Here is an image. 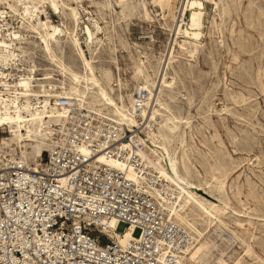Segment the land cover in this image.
Returning <instances> with one entry per match:
<instances>
[{"label":"rangeland","instance_id":"1","mask_svg":"<svg viewBox=\"0 0 264 264\" xmlns=\"http://www.w3.org/2000/svg\"><path fill=\"white\" fill-rule=\"evenodd\" d=\"M62 1L78 10L80 19L71 33L78 39V46L87 59L90 49L86 46L85 30L88 26L95 30L90 20L110 36V41L105 39L104 33L98 37L104 40V46L98 52L95 64L98 71L105 68L111 71L114 89L120 79L123 94L133 93L136 85L133 61H144L143 72L150 74L155 84L161 72L166 74L160 97L171 99V112L191 122L199 150L191 155L192 163L206 180L215 175L223 181L229 206L221 207L223 212L230 214L224 221L252 249V253L243 251L240 241L222 228L232 238L233 250L224 258L226 264H264V0H215L220 6L218 10L212 0H201L204 28L200 40L190 46L191 55L179 48L178 44L182 42L179 38L172 41V54L167 55L179 13L174 9V18H170L171 11L158 0L154 3L152 0H135L146 3L149 19L138 12L123 18L117 0ZM180 1L176 0L174 7L179 8ZM4 7L0 2V11L14 17L15 25L19 23L25 36L27 31L21 20ZM38 15L41 24L47 18L52 35L60 32V43L53 49L56 58L78 71L80 61L66 36V28L70 31L73 27L71 19L57 15L49 7H44V12ZM188 17L189 11H186L182 27L187 24ZM32 35L28 33L27 43L23 46L25 64L37 69L31 76L32 81L36 80L41 91L46 84L62 86L63 76ZM112 48L116 49L115 54L111 52ZM65 82L74 80L67 77ZM39 88H36L37 92ZM7 136L5 130L0 131V144ZM44 149L42 147L41 154L45 153ZM13 156L25 160L19 146L0 145V159ZM35 161L36 158L29 163ZM125 228L121 224L117 231L121 233Z\"/></svg>","mask_w":264,"mask_h":264},{"label":"built area","instance_id":"2","mask_svg":"<svg viewBox=\"0 0 264 264\" xmlns=\"http://www.w3.org/2000/svg\"><path fill=\"white\" fill-rule=\"evenodd\" d=\"M13 19L0 15V115L16 97L24 102L19 81L37 72L20 54L22 41L10 43L12 33H23ZM51 86L38 91L40 101L47 100L46 111L51 106L60 111L45 153L34 164L0 159V264H175L193 239L165 202L172 200L170 184L145 159L144 139L154 128L149 92L133 90L128 125L76 99L55 96L59 89ZM121 224L126 228L119 233ZM126 231L131 237L120 245L117 236ZM219 235L232 241L228 233Z\"/></svg>","mask_w":264,"mask_h":264},{"label":"bare ground","instance_id":"3","mask_svg":"<svg viewBox=\"0 0 264 264\" xmlns=\"http://www.w3.org/2000/svg\"><path fill=\"white\" fill-rule=\"evenodd\" d=\"M158 1L165 9L171 11L170 18H174V9L178 11V17L189 11L188 21L185 26L182 27L179 21L175 20L178 22H176L172 30L174 39L171 38L167 55L172 54L173 45L171 43L178 40V38L182 39V42L178 44L179 48L186 54L191 55L192 49L190 46L200 40L204 28L205 13L201 0H181L179 8L173 5L176 0ZM0 2L6 6L4 9L9 10L13 16L21 20L22 25L26 29L25 31H27L25 36L21 35V33H12L10 43H13V40L19 43L22 41V44L25 45L27 43L25 38L28 33L33 34L36 44L40 46L47 59L55 63L59 73L63 76L62 86H56V89H60V91L57 90L55 96L64 95L76 99L85 103L93 111L108 113L120 122L128 125L133 124L130 110L133 100L131 92L123 94L120 79H118L117 89H114L111 71L107 68L98 71L96 68V56L101 47L104 46V40L98 38L104 32L96 22L90 20L94 23L95 30H91L89 26L85 30L88 37L86 46L90 49V57L87 59L78 46V39L72 36L71 33L80 19L77 8L68 6L62 0H0ZM116 3L121 9L120 15L123 18L138 12L145 19H149L147 6L144 2L117 0ZM152 3H154V0H152ZM212 4L215 9H219L220 6L215 0H212ZM44 7H49L57 15L61 14V16H68L71 19L73 27L70 31L66 28V36H68L69 45L73 48L75 55L80 61L78 71L73 70L63 60L56 58L54 55L53 49L60 43L58 37L60 32L58 30L55 35L49 32L47 18L42 24L37 20L39 17L38 13L44 12ZM5 14L4 10L0 11L1 16H5ZM218 15L221 19L220 14ZM111 28L114 33V26ZM109 32L111 33V31ZM104 36H106L105 39L107 41H110V36L107 33H104ZM20 51L21 56L26 53L24 47H21ZM111 52L115 54L116 49L112 48ZM10 53L8 58L14 55L13 51ZM114 62H116L115 59ZM143 63V60L133 61V78L136 82L134 89L139 87L147 90L150 94L147 103L151 111L150 120L154 122V128L149 130L147 137L144 139L149 151L145 154V159L154 167L159 176L170 184L167 186L172 194V200L165 202L170 204L174 219L188 230L193 239V243L178 257L175 264H226L224 258L233 249L231 242L219 235V232H223L222 228L231 232L240 241V244L243 245V251L252 253L250 245L238 238L224 221L230 218V214L223 212L224 210L221 207L224 205L229 206L223 189V181L215 175H211L210 180H206L202 177L199 169L192 163L191 155L193 156L194 151L198 153L199 150L194 141L191 122L189 119H184L183 116L174 115L171 112V99L166 100L160 97L165 87L166 74L161 72L159 81L155 84L150 74H144ZM115 64L117 65V62ZM67 77H72L74 82H68L67 84L65 82ZM35 86L39 87V84L36 83ZM33 87V81L30 76L27 79L20 80L17 94L24 99V102L20 103V105L17 103L19 100L16 97L11 107H4L5 110L0 115V127L7 129L8 133V136L2 139L1 144L19 146L22 157L26 161L28 160V163H32L35 158L37 159L41 155L46 137L50 135L53 126L56 125L60 117V111L56 107L51 106L49 111L45 110V104L42 105V102H47V100H44V98L40 101V97L43 96H39V93ZM49 89L52 90L53 87L50 85ZM42 92L46 93L45 89L42 88ZM34 101L36 102L33 103ZM190 142L192 145H190ZM107 164L112 167L122 168L120 164L113 162ZM153 192L155 193V191H150L151 194ZM109 226L114 227L115 223H110ZM137 235L138 232L136 231L133 236L136 237ZM130 237V231H126L124 235H118L117 240L120 245H124ZM215 252H219V255H215Z\"/></svg>","mask_w":264,"mask_h":264}]
</instances>
